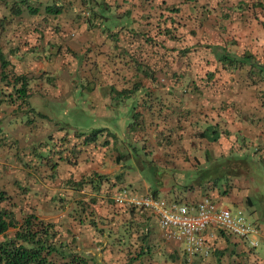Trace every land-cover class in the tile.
<instances>
[{
	"label": "crops",
	"instance_id": "crops-1",
	"mask_svg": "<svg viewBox=\"0 0 264 264\" xmlns=\"http://www.w3.org/2000/svg\"><path fill=\"white\" fill-rule=\"evenodd\" d=\"M20 1L0 0V12H7L2 18L11 16L14 2L19 5L20 15L8 19L18 30L13 37L18 47L14 70L61 78L56 85L66 92L76 88L71 78L78 79L81 91L90 96L85 105L93 115L107 119L116 108L120 126L126 125V113L115 101H134L124 129L106 128L92 143V156L78 153L77 163L60 166L50 181L64 189V181L103 177L102 189L92 194L98 200L88 215L92 225L77 229L73 252L89 234L96 240L97 255H108L105 264H180L163 258L167 243L171 254L180 248L163 237L157 220L146 211L128 216L113 196L127 189L136 197L152 194L167 202L196 204L213 193L211 187L221 176L214 168L223 167L218 163L231 154L239 156L242 169L253 152L255 164H264V0H25L38 9L36 14L28 13ZM50 6L59 7V14H47ZM165 28L176 29L175 34L165 38ZM184 48L188 52L181 54ZM224 55L244 64L226 70L216 62ZM208 72H214L211 82L199 80ZM135 157L144 163L141 178L125 170L124 162ZM258 197L264 208L260 193ZM241 198L248 201V190L237 201L225 197L219 204L228 200L235 205ZM77 200L76 194L68 198V206ZM134 222L140 224L136 232L129 226ZM154 226L156 242H139L137 236ZM215 236L212 253L222 237ZM224 237L235 255L232 261L239 256L250 264H264V253ZM194 260L189 263L197 264Z\"/></svg>",
	"mask_w": 264,
	"mask_h": 264
},
{
	"label": "rangeland",
	"instance_id": "rangeland-1",
	"mask_svg": "<svg viewBox=\"0 0 264 264\" xmlns=\"http://www.w3.org/2000/svg\"><path fill=\"white\" fill-rule=\"evenodd\" d=\"M0 6L2 4L0 3ZM7 16V12H0V20L2 19L3 14ZM12 23H5L4 25V33L0 37V48L2 49L5 58L10 62V66L7 71L9 73H13L15 70L16 63L14 59L9 54V47L15 46L13 37L18 33V30L14 28V20H11ZM10 21V22H11ZM12 35V36H11ZM12 37V38H11ZM13 40V41H12ZM14 63V64H13ZM40 71L30 72L28 74H23L30 79V86L34 91L29 98L30 108H32L35 112V115L32 113H28L26 116L23 109H27L24 106H19L18 103H2L0 104V126H1V134L2 138L0 143V185L1 187L7 191V193L14 199V202L19 203L22 197L21 187L29 181V183L33 184L36 179L41 183V185H45L44 180L40 178H34L30 175H27L24 171L22 164L24 161L22 160V150L23 149H31L33 146L38 145L39 143L49 142L48 146H52L56 139H61L63 136L71 137L75 132H83L88 134L93 130H97L100 128H107L111 132H117L116 126L124 129L131 121V115L133 112L134 101L130 97H124V99L116 100L120 104V110L125 112L123 115V119L126 121V125L120 126L119 120L121 119V115L117 112L116 108H113L111 112L113 116L107 119H99L96 118L88 106L90 96L86 92H82L78 79L71 78V80L75 81L76 88L73 87L70 91H60L56 84L63 81L61 78H51L52 81L49 82L44 78H40ZM63 79H68L64 77ZM80 84H82V79ZM3 89V84L0 82V97H2L1 91ZM4 91H6L4 89ZM119 110V109H118ZM41 114L43 117L38 116ZM31 122L29 123L28 121ZM53 136V141L50 142L49 139ZM57 141V140H56ZM133 145V143H131ZM78 150V149H77ZM139 154L140 150L137 151ZM256 152L250 154L249 163L245 165V168L242 169V164L237 162L238 155L231 154L227 159H223L218 164L223 163V167L214 168L218 170L221 174L220 178L216 181L217 187L222 189L226 186H232V184L236 183L234 187L237 191L235 194L233 191L228 194L233 198V201H237L239 199L238 193H245V190H248V201L246 198H241V201L232 205L228 200L223 201L221 206H226L230 208L232 211L237 212V209H241L242 216L250 223L257 224L261 229L264 228V208L261 206L260 199L258 194L260 193L262 196V200L264 203V164L256 165L253 156H255ZM91 154V153H90ZM134 155V151H132ZM77 155V152L76 154ZM82 157V156H81ZM86 157V156H85ZM252 158V159H251ZM256 160V158H255ZM80 161H85L83 158H80ZM137 162V164H135ZM125 170L128 174L139 175L141 178L142 174V164L141 159L135 157L134 162L130 159H127L125 162ZM2 166V167H1ZM257 166V167H256ZM47 177V176H46ZM47 177V181H48ZM236 178L239 180L236 181ZM228 180V182H227ZM53 184V183H52ZM51 183H48L50 188L55 189ZM131 184V182H130ZM247 186V189H246ZM39 191L42 190L41 186H37ZM56 189H63L61 186H58ZM59 192V191H58ZM232 193V195H231ZM42 194V193H40ZM133 195V194H132ZM135 196V195H134ZM160 197L162 195L160 194ZM11 199V200H12ZM247 203L252 204V207L247 208ZM239 204V205H238ZM41 209L38 211L37 215L39 218L44 220H52V219H61L68 214V209L72 208L67 205V208L63 211L53 212L50 210L49 205L47 203L40 206ZM235 207H238L235 209ZM249 207V206H248ZM236 210V211H235ZM252 210V211H251ZM17 220L21 221V216H17ZM61 227L67 229L68 224L63 221H60ZM155 221L152 219V224ZM155 225V224H154ZM14 230L11 229L8 231V236L12 237ZM217 236H222L219 239V245L217 246L216 252L212 253V248L216 246V243H213L216 236L212 238H208L207 246L209 247V254L207 256L202 257H194L198 263L197 264H230L232 259L235 258V255L232 254V248L227 244L228 240L226 239V234H222L221 232H214ZM83 238L79 239L77 252H73L76 255H81L87 258H91L93 264H102L106 263L104 258H107L108 255L102 253L101 255H97L98 250L93 247L95 243V239L92 238L89 234H84ZM233 238V237H232ZM232 238H229L231 241V245H234V241ZM0 240H2L0 238ZM213 240V241H212ZM171 242L166 244V249H164L163 258L168 263H175L180 261V264H190L189 261L186 260L185 255H183L182 251L175 248V253L171 254L172 251L169 250L171 247ZM213 245V246H211ZM97 246V245H96ZM227 246V248H226ZM177 249V251H176ZM96 253L95 255L92 252ZM261 255L264 253V241L261 240L259 246L256 249ZM103 252V250H102ZM131 255V254H130ZM102 260L100 261V259ZM68 262V258L63 260V262ZM182 261V263H181ZM191 262V261H190ZM58 263H62L59 260ZM91 263V262H90ZM69 264V263H68ZM242 264H250L248 260L242 259Z\"/></svg>",
	"mask_w": 264,
	"mask_h": 264
},
{
	"label": "trees",
	"instance_id": "trees-1",
	"mask_svg": "<svg viewBox=\"0 0 264 264\" xmlns=\"http://www.w3.org/2000/svg\"><path fill=\"white\" fill-rule=\"evenodd\" d=\"M13 4L14 6L10 8L11 16H19L20 13L17 12L19 5H16L18 2H14ZM19 4L25 5L30 14L38 13V9L28 6L25 0L20 1ZM261 5L264 6L262 3ZM45 11L47 14L58 15L59 7H46ZM9 18L3 17L0 20V37L4 33L3 28L5 23H10V21H8ZM175 30L165 28L162 29L161 32L163 36L167 38L172 31L175 34ZM149 39L152 40L151 36ZM17 51L18 47H9V54L12 57L17 55ZM182 52L187 53L188 48H184L181 54ZM199 54L200 52H198V55ZM243 60H245V57ZM216 62L221 64V67L226 70H235L244 64L242 59H236L235 57H229L227 55L219 57ZM9 66L10 62L5 58L0 48V82L3 84L0 104L4 102L18 103L19 106L21 105L27 108L23 109L26 116L28 113L35 115L34 110L30 108L29 105V98L34 92L30 86V79H28L26 75L18 73L16 70L12 74L9 73L7 71ZM262 68L260 70H262ZM213 74L214 72H208L199 80L202 79L205 83H209L211 82ZM46 80L49 82L52 81L51 78H46ZM4 89L6 91H4ZM263 96L264 93L261 97L263 98ZM38 116L41 118L43 117L41 114ZM28 122L30 123L31 120ZM106 132H108L106 128L93 130L88 134L75 132L71 137L63 136L61 139H56L57 141L55 140L54 144L50 147L48 146L49 142H46L39 143L31 149H23L22 160L24 163L22 166L24 171L31 177L44 180L43 182L49 177L48 181L45 182L48 184L51 180L57 178L56 176L60 166L66 164L74 165L77 163L78 153L84 152L86 156H92L94 152L92 143L98 139L99 135L101 136ZM107 134L103 135L104 141L107 138ZM51 137L52 140L50 138V142L53 141V136ZM1 140L2 138L0 137V143ZM76 152L77 155H75ZM95 178L97 181H95ZM102 179L103 177L100 175H90L88 177H81L78 181H64L62 183L64 186L63 190L56 189L57 186H55V189H52L46 184L41 185L36 179L33 184L27 181L21 187L22 197L19 203L14 202V199H12L7 191L0 185V238L2 239L0 240V264H60L58 263L59 260L62 261L61 264H93L91 258L76 255L73 253V250L77 247V229L83 225H92L91 222H89L90 216L88 217V215L92 213V211H90L92 206L98 202L97 198L92 194H96L102 189ZM227 184L222 189L218 188L217 184H215L211 187L213 193L203 198H209L216 203H219L221 199L225 197L233 199L231 196H228V194L231 190L234 194L237 192L234 188L236 183L232 184L230 187L227 186ZM37 186H41L42 190L39 191ZM75 194L78 200L71 209L69 219L66 216L61 219L56 218L53 220H44L38 217L37 213L41 209V205L47 203V206L49 205L50 210L53 212L63 211L67 208L68 198H73ZM87 194H90V197H88ZM239 194L240 193H238V196ZM172 203L179 204L176 201ZM246 207L250 208L252 204H248ZM120 208L123 209L128 216H132L135 211H141L128 204L121 205ZM18 215L21 216L20 223L17 220ZM60 221L68 224L67 229L61 227L62 223ZM129 226L136 232L139 230L140 224L134 222L129 224ZM11 229L14 230V233L12 237H9L8 231ZM155 230H157L155 226L148 228L146 233L137 236L138 241L146 245L149 243L147 246H150V242L154 243L157 240ZM226 236L229 235L226 234ZM67 258L69 261L63 262V260ZM231 264H242V257L238 256Z\"/></svg>",
	"mask_w": 264,
	"mask_h": 264
},
{
	"label": "built area",
	"instance_id": "built-area-1",
	"mask_svg": "<svg viewBox=\"0 0 264 264\" xmlns=\"http://www.w3.org/2000/svg\"><path fill=\"white\" fill-rule=\"evenodd\" d=\"M113 201L116 205L128 204L152 215L163 237L177 244L187 261L209 254L207 240L215 236L214 232L236 238L251 250H256L264 237L261 228L248 222L241 211L234 212L209 198L196 204L179 205L152 194L136 197L123 189L113 196Z\"/></svg>",
	"mask_w": 264,
	"mask_h": 264
},
{
	"label": "clouds",
	"instance_id": "clouds-1",
	"mask_svg": "<svg viewBox=\"0 0 264 264\" xmlns=\"http://www.w3.org/2000/svg\"><path fill=\"white\" fill-rule=\"evenodd\" d=\"M160 229V228H159Z\"/></svg>",
	"mask_w": 264,
	"mask_h": 264
}]
</instances>
